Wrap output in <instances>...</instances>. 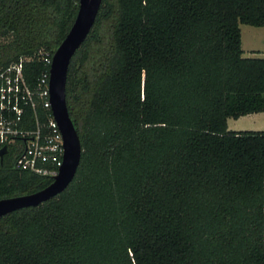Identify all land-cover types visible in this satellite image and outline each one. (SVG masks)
I'll list each match as a JSON object with an SVG mask.
<instances>
[{
  "label": "trees",
  "instance_id": "trees-1",
  "mask_svg": "<svg viewBox=\"0 0 264 264\" xmlns=\"http://www.w3.org/2000/svg\"><path fill=\"white\" fill-rule=\"evenodd\" d=\"M78 1L0 0V67L30 58L34 85ZM240 25L264 27V0H102L67 73L76 175L0 218V264H264V131L227 128L264 113ZM51 182L0 159V199Z\"/></svg>",
  "mask_w": 264,
  "mask_h": 264
},
{
  "label": "built area",
  "instance_id": "built-area-1",
  "mask_svg": "<svg viewBox=\"0 0 264 264\" xmlns=\"http://www.w3.org/2000/svg\"><path fill=\"white\" fill-rule=\"evenodd\" d=\"M40 60L45 70L34 85L25 76L30 58L0 67V151L5 148L6 154L9 150L14 154L16 170L53 180L62 165L63 141L50 111L52 55L40 52ZM38 107L49 111L46 123H41Z\"/></svg>",
  "mask_w": 264,
  "mask_h": 264
},
{
  "label": "water",
  "instance_id": "water-1",
  "mask_svg": "<svg viewBox=\"0 0 264 264\" xmlns=\"http://www.w3.org/2000/svg\"><path fill=\"white\" fill-rule=\"evenodd\" d=\"M102 0H79L75 19L52 55L49 76L50 111L63 141L62 165L52 182L43 189L21 196L0 199V218L15 211L38 207L63 193L73 181L81 158V144L66 104L65 88L70 62L83 45L97 18ZM6 149L0 151V159Z\"/></svg>",
  "mask_w": 264,
  "mask_h": 264
},
{
  "label": "rangeland",
  "instance_id": "rangeland-1",
  "mask_svg": "<svg viewBox=\"0 0 264 264\" xmlns=\"http://www.w3.org/2000/svg\"><path fill=\"white\" fill-rule=\"evenodd\" d=\"M241 31V48L243 50V57H264V27L256 28L247 25H240ZM249 118V117H245ZM252 120L243 119V121H238L237 124H233L229 121V127L233 129L240 130H264V115L253 117ZM17 153V152H16ZM16 155V154H15ZM14 159V154H13Z\"/></svg>",
  "mask_w": 264,
  "mask_h": 264
},
{
  "label": "crops",
  "instance_id": "crops-1",
  "mask_svg": "<svg viewBox=\"0 0 264 264\" xmlns=\"http://www.w3.org/2000/svg\"><path fill=\"white\" fill-rule=\"evenodd\" d=\"M264 115V113H258V114H251V115H247V116H243V117H240L239 119H237V120H234V119H228L227 120V128H228V130H230V131H254V130H250V129H246V130H240V129H231L230 127H229V121L231 120H233L232 121V123L233 124H237V122L238 121H243V119H247V120H254L255 118H253V117H258V116H263ZM245 117H249V118H245ZM256 131H264V130H256Z\"/></svg>",
  "mask_w": 264,
  "mask_h": 264
}]
</instances>
